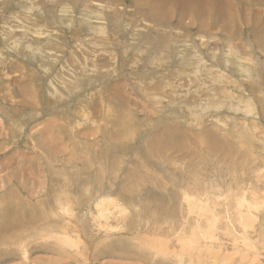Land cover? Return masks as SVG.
Segmentation results:
<instances>
[{
  "label": "rangeland",
  "instance_id": "374dc122",
  "mask_svg": "<svg viewBox=\"0 0 264 264\" xmlns=\"http://www.w3.org/2000/svg\"><path fill=\"white\" fill-rule=\"evenodd\" d=\"M202 2L0 0V264H264V0Z\"/></svg>",
  "mask_w": 264,
  "mask_h": 264
},
{
  "label": "bare ground",
  "instance_id": "6f19581e",
  "mask_svg": "<svg viewBox=\"0 0 264 264\" xmlns=\"http://www.w3.org/2000/svg\"><path fill=\"white\" fill-rule=\"evenodd\" d=\"M164 1H166V0H164ZM171 2H172V4H175L176 6L178 5L179 7H177L178 8V10H180V7H181V11L182 10H185L186 12H187V14H192V15H194L195 14V11H196V8H194L193 6H201L203 9H206V10H208L205 6H204V4H203V2H202V0H196V2L195 3H192L190 0H171ZM208 8H209V11H212V12H215L216 10H217V12L219 13V11H218V5H214L213 6V4L211 5V4H209L208 5ZM217 8V9H216ZM199 11H200V13L202 14V11L199 9ZM204 12V11H203ZM200 13L199 14H197L198 16L200 15ZM191 15V16H192ZM229 15V14H228ZM182 16V15H181ZM233 16H234V14L233 13H231V17H230V15H229V18L231 19V18H233ZM194 17V16H193ZM188 198V204H189V206H191V205H193V206H195L196 208H197V204L194 202V200L192 199V198H190L189 196H187ZM192 197V196H191ZM194 202V203H193ZM246 204V205H245ZM110 206V199H106V198H104V199H101V201L98 203V209L100 208V217H107V215L108 214H110V211H109V209L107 208V206ZM246 206L247 207V205H248V207L249 208H255V209H257V206L256 205H251L248 201H247V199L246 198H244V199H242V200H240L239 201V206L240 207H242V206ZM192 206V207H193ZM106 207V208H105ZM199 208V207H198ZM248 209V208H247ZM189 210H190V212H192V208L190 207L189 208ZM251 211H252V209H251ZM112 213V212H111ZM107 214V215H106ZM249 219V218H248ZM210 223H212V222H210ZM214 224V223H213ZM212 224V225H213ZM194 233V232H193ZM193 233H191V234H193ZM186 234V233H185ZM61 237L60 238H58V239H63V240H60V241H63L64 243L66 242V244L67 245H69V246H78V241H77V239H78V237H77V239H75V238H71L70 236H69V234L68 233H62V235H60ZM77 235L75 234V237H76ZM189 235H185V246L183 247V249H187V246H188V244H191V241L193 242V240H191V237H188ZM191 236V235H190ZM204 236V235H203ZM209 236H213V235H209ZM193 237L195 238V236L193 235ZM80 238V237H79ZM154 238V237H153ZM153 238L152 239H149V238H146V241L145 242H147L148 243V246H150L151 248H153V251H157V252H160L161 253V251H163V250H165V248L166 247H168V246H166L165 244H163L162 243V240L161 239H159V240H153ZM197 236H196V240H197ZM206 239H208V238H206ZM204 240V239H203ZM59 241V240H58ZM210 241H211V239H210ZM144 242V241H143ZM199 242V241H198ZM198 242H197V244H198ZM214 242H210V243H208V241L206 242V244L208 245V244H213ZM170 244V243H169ZM195 245V244H194ZM198 246V245H197ZM210 246V245H209ZM165 247V248H164ZM73 248H76V247H73ZM201 248V247H200ZM167 249V248H166ZM194 249H196V248H194ZM193 249V250H194ZM197 249H199V248H197ZM149 250V249H148ZM179 251L180 252V255L181 256H184L186 253H184V251H182V250H180V249H176V251ZM189 250H190V248H189ZM175 251V250H174ZM176 251H175V254H176ZM216 251V250H215ZM248 251V250H247ZM164 252V251H163ZM168 252V251H167ZM190 254V253H189ZM188 254V255H189ZM167 256H168V254H167ZM178 256V255H177ZM178 258V257H177ZM243 258V257H242ZM230 259V258H229ZM195 260H197V259H195ZM204 261H206V260H204ZM226 261V260H225ZM227 262V261H226ZM231 262V261H230ZM211 263V262H210Z\"/></svg>",
  "mask_w": 264,
  "mask_h": 264
}]
</instances>
